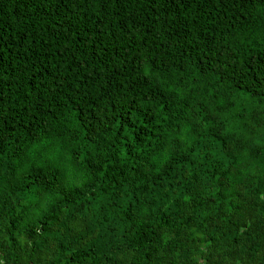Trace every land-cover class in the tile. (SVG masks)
Here are the masks:
<instances>
[{"label": "trees", "instance_id": "1", "mask_svg": "<svg viewBox=\"0 0 264 264\" xmlns=\"http://www.w3.org/2000/svg\"><path fill=\"white\" fill-rule=\"evenodd\" d=\"M0 264H264V0H0Z\"/></svg>", "mask_w": 264, "mask_h": 264}, {"label": "rangeland", "instance_id": "2", "mask_svg": "<svg viewBox=\"0 0 264 264\" xmlns=\"http://www.w3.org/2000/svg\"><path fill=\"white\" fill-rule=\"evenodd\" d=\"M177 107L191 120L194 121L197 128L202 129L204 133L209 135L208 137L211 136L210 141L216 140L219 137V132L214 130L213 127L209 125V121H207L204 116H202L199 112L196 111V108L193 106V103L190 101V99L186 98L180 100L177 103ZM209 129H211L212 131L210 132Z\"/></svg>", "mask_w": 264, "mask_h": 264}]
</instances>
